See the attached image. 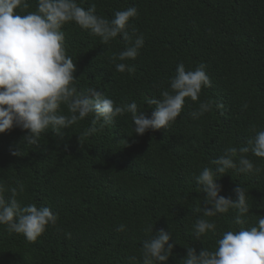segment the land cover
I'll return each instance as SVG.
<instances>
[{
	"label": "trees",
	"instance_id": "16d2710c",
	"mask_svg": "<svg viewBox=\"0 0 264 264\" xmlns=\"http://www.w3.org/2000/svg\"><path fill=\"white\" fill-rule=\"evenodd\" d=\"M83 8L96 5V14L111 20L114 13L135 6L129 20L132 41L142 35L144 46L135 59L116 60L132 72H118L113 56L132 46L122 36L102 43L101 38L75 22L62 27L66 54L75 64L78 94L95 87L117 106L135 101L138 111L151 116L155 105L148 98H162L173 90L170 81L176 66L186 71L200 64L211 79L198 101L185 98L180 116L167 128L134 130L131 113L90 136L94 114L57 134L43 132L39 144L22 138L27 130L13 127L0 133V183L7 189L23 184L15 197L21 206H46L57 215L37 241L7 231L0 225V264H142L145 240L170 231L172 255L155 264H184L187 248L214 251L224 232L255 226L264 215V158L251 151L248 140L264 130V0H76ZM16 9L19 15L36 11ZM174 94V93H173ZM201 102L211 111L198 119L191 113ZM220 103L222 108L215 105ZM247 105V107H244ZM60 114L70 115L61 104ZM99 127V123L96 125ZM235 147L236 168L217 173L218 195L237 199L235 187L245 189L249 213L235 223V207L204 217L203 186L196 177L204 167ZM248 147L246 153L240 152ZM17 153V154H14ZM246 156L259 171L242 173L239 158ZM210 207V206H209ZM215 222V232L194 236L198 219ZM126 229L119 232V225ZM152 229V230H151Z\"/></svg>",
	"mask_w": 264,
	"mask_h": 264
},
{
	"label": "clouds",
	"instance_id": "9594fccd",
	"mask_svg": "<svg viewBox=\"0 0 264 264\" xmlns=\"http://www.w3.org/2000/svg\"><path fill=\"white\" fill-rule=\"evenodd\" d=\"M29 7L28 0H0V133L14 126L20 127L27 130L22 139L29 145H37L41 134L49 128L60 134L61 129H67L94 114L91 126L84 132L85 136H90L127 112L132 115L133 132L143 135L149 129L167 128L180 116L185 98L198 101L202 88L211 87V79L203 64L195 70L186 71L184 64L180 63L170 81L172 93L163 91L159 99L145 96L144 102L149 106L155 105L150 117L138 111L135 101L117 106L95 87L90 86L85 93L78 94L73 76L76 66L72 57L66 54L62 27L68 22H75L82 29L99 36L104 44L117 36L132 41L127 28L129 20L138 15L137 8L131 6L118 10L111 20L97 15L95 4L85 9L76 0H37L36 11L25 15L15 11ZM143 46V36H137L131 47L114 54L113 63L135 59ZM115 69L118 72L134 71L125 63H115ZM61 104L67 106L70 115L60 114ZM212 107L210 102H201L199 109L191 115L198 119ZM215 107L220 109L223 105L217 103ZM98 123L99 127H96ZM248 144L255 156L264 158V130L256 132ZM239 151L246 153L249 148L242 147ZM236 154L235 147L226 149L223 156L211 162L217 166L216 172L211 167H204L195 178L203 186L206 196L202 208L196 211H202L204 217H213L235 207L239 213L235 223L243 225L245 220L242 217L250 209L245 189L235 187L237 199L233 201L218 195L220 189L215 183L217 173L224 174L228 169L237 167L233 159ZM238 170L242 173L259 171L246 156L239 158ZM5 191V185L0 183V225H6L7 231L23 234L29 242H35L47 226L56 224L57 215L50 208L37 207L36 204L21 206L15 197L18 192L24 191L23 184L7 189L11 194L7 200ZM125 229L126 226L121 224L116 230L123 232ZM215 230V222L201 218L195 223L194 236L200 239L203 234ZM170 239L171 232L161 229L158 235L145 240L142 264L167 261L174 246L169 243ZM128 259L133 264L136 261L135 256ZM184 264H264V215H259L255 226L224 232L214 251L202 248L197 253L194 248L188 247Z\"/></svg>",
	"mask_w": 264,
	"mask_h": 264
}]
</instances>
